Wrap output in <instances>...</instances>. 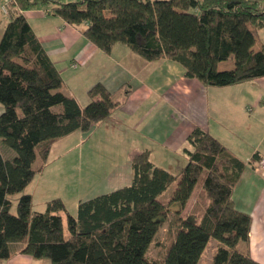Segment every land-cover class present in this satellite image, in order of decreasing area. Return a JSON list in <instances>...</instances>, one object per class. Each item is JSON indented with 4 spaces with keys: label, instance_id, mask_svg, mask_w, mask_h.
Returning a JSON list of instances; mask_svg holds the SVG:
<instances>
[{
    "label": "trees",
    "instance_id": "obj_1",
    "mask_svg": "<svg viewBox=\"0 0 264 264\" xmlns=\"http://www.w3.org/2000/svg\"><path fill=\"white\" fill-rule=\"evenodd\" d=\"M38 4H51L50 13L69 25L85 24L82 35L106 54L120 43L145 61L180 64L186 78L205 87L264 77V46L256 47L264 1L12 0L0 37V139L15 152L0 151V260L20 253L50 264H198L213 238L218 245L210 264H257L238 249L248 243L251 226L250 215L232 201L244 163L199 128L187 137L191 149L184 150L187 161L179 174L153 164L142 151L131 159L129 184L80 201L75 216L59 198L33 211L28 194L10 213L8 195L22 192L43 172L54 142L76 131L88 134L118 106L100 83L89 89L83 107L61 91L59 73L21 13ZM229 58L233 67L218 70ZM252 158L262 161L257 153ZM202 174L208 205L197 223L194 214H180ZM174 182L166 205L159 196ZM171 207L172 234L149 259ZM15 244L22 247L16 251Z\"/></svg>",
    "mask_w": 264,
    "mask_h": 264
},
{
    "label": "crops",
    "instance_id": "obj_2",
    "mask_svg": "<svg viewBox=\"0 0 264 264\" xmlns=\"http://www.w3.org/2000/svg\"><path fill=\"white\" fill-rule=\"evenodd\" d=\"M11 2L0 0V37L9 20L1 5L11 7ZM51 8V4H38L21 13L59 73L63 93L83 107L90 101L89 89L100 83L118 104L111 116L95 125L91 133L98 128L99 143L111 151L119 148L122 160L100 174L98 190L89 196L86 194L90 191L80 193L78 182L66 185L70 180L63 175L53 180V188L49 184L46 188V181L41 183L40 179L47 170L45 166L36 176L38 182L35 177L24 192L31 197L32 210L41 212L55 198L65 204V197L57 189L59 186L61 189L70 187L71 191L76 188L67 196L75 198L77 206L80 201L129 184L131 159L142 151H148L153 164L171 172L170 163L162 165L160 162L178 156L180 164H185L184 150L191 149L187 137L194 128H199L244 163L233 188L232 201L236 210L251 217L249 241L242 245L243 249L257 264H264V77L232 86L205 87L197 79L186 78L182 66L174 61H145L120 43L115 44L109 54L102 52L82 35L81 28L85 24L69 25L53 16ZM260 46L264 43L258 36L256 47ZM89 133L73 132L54 142L50 152L69 139L78 144ZM158 151L159 164L152 159H156ZM255 153L261 157L260 163H252ZM192 195L193 192L189 200ZM21 247L12 245L16 251ZM13 259L21 262L13 263ZM27 259L26 255L16 253L0 264L34 263Z\"/></svg>",
    "mask_w": 264,
    "mask_h": 264
},
{
    "label": "rangeland",
    "instance_id": "obj_3",
    "mask_svg": "<svg viewBox=\"0 0 264 264\" xmlns=\"http://www.w3.org/2000/svg\"><path fill=\"white\" fill-rule=\"evenodd\" d=\"M63 2H74L78 0H62ZM259 41L264 43V28L260 29L258 31ZM233 67L232 59L229 58L226 61H222L218 64V70L224 71L229 70ZM0 108L3 110V106L0 104ZM19 112V111H18ZM93 130V129H92ZM100 141H98V128L95 129L92 133L90 131L89 135L86 136V139L84 141H80V143L76 141H72V139H69L68 142L64 144L57 145L54 147L50 154H48L47 159V170L43 173V175L40 177L42 182L46 181V188L54 187V181L57 177L63 175L66 177V180H70L67 182L66 185H70L71 183L78 182L77 184L80 186V193L88 191L89 192L86 195H90L94 193L95 190H98V182H99V176L101 173H104L105 171L109 170L111 166H114L116 162L119 160H122V156L118 153V149L116 148V151L108 150L105 146V144H100ZM107 149V150H106ZM115 150V148H114ZM0 151L3 152V155H5V152L15 155V152L5 146L1 139H0ZM6 153V154H7ZM160 152L158 151L156 154V159L152 158L154 161H156L159 164V161H161L159 155ZM180 157H170L165 162L162 160L160 164L166 165L169 164V169H171L172 174H179L181 172V169L183 165L179 162ZM38 163V160L36 159V163ZM45 167V168H46ZM45 170V169H44ZM99 174V175H98ZM39 176V175H38ZM37 178V177H36ZM203 178L202 176L198 179V182L196 183L193 195L191 199L189 200L188 205L185 206L184 210L181 212V216H186L188 214H194L197 216V223H199L202 219L204 210L206 206L208 205V201L206 197L204 196V193L201 189V181ZM34 180V179H33ZM32 180V181H33ZM39 180V177L37 178V182ZM31 181V182H32ZM30 182V183H31ZM49 184V185H48ZM177 182L172 183L160 196L159 200L161 202H164V204L167 205V202L169 200L170 195L174 191L176 187ZM78 187V186H77ZM60 191V194L65 197V208L67 212L75 216L77 206L75 204V198L68 197V195L73 194L75 189L70 190V187L68 188H57ZM44 190V188H41V191ZM50 189H48V192ZM26 192V188L16 194L8 195V199L10 201V213L16 214V204L19 199V197ZM41 196V194H40ZM39 198V197H37ZM63 202V201H62ZM78 205V204H77ZM44 210L43 208L41 211ZM175 207H171L169 209V212L166 216V221L161 225L160 229L158 230L152 244L150 245V248L148 250L147 257L149 259H152L153 257H156L159 254V248L160 244L162 242H165L168 240V237L172 234L170 231V226L172 224V219L174 215ZM64 235L67 236V230L64 222ZM22 246V244H19ZM218 245L217 240L211 238L201 257L198 262V264H210L212 260V256L216 250V247ZM238 249H243L242 245L238 246ZM26 258V257H25ZM27 260H33L34 263L32 264H50L49 260L46 258H42L39 260H34L27 256ZM0 262H4V260H0ZM13 263L15 262H21L18 259H13ZM26 262V260H25Z\"/></svg>",
    "mask_w": 264,
    "mask_h": 264
},
{
    "label": "built area",
    "instance_id": "obj_4",
    "mask_svg": "<svg viewBox=\"0 0 264 264\" xmlns=\"http://www.w3.org/2000/svg\"><path fill=\"white\" fill-rule=\"evenodd\" d=\"M1 10H2L3 14L8 15V13H9L8 12V6L6 4L1 5Z\"/></svg>",
    "mask_w": 264,
    "mask_h": 264
}]
</instances>
